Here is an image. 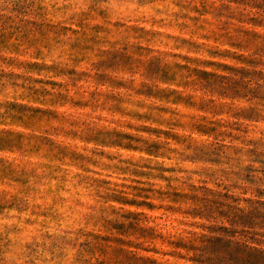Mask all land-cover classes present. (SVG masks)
<instances>
[{
	"label": "clouds",
	"instance_id": "obj_1",
	"mask_svg": "<svg viewBox=\"0 0 264 264\" xmlns=\"http://www.w3.org/2000/svg\"><path fill=\"white\" fill-rule=\"evenodd\" d=\"M202 2L35 0L38 34L0 47V131L43 138L63 157L54 158L44 148L9 154L14 167L35 175L27 186L23 180L0 182V193L29 205L24 212L10 211L18 219L0 220V233L5 225L33 231L37 225L25 222H44L33 212L48 208L67 219L73 216L72 201L87 202L109 218L137 212L154 230L174 232L189 222L207 223L192 215L198 193L233 194L232 181L221 174L227 164L186 158L183 149L193 141L239 143L234 126L247 121L244 112L254 102L225 97L202 80L213 71L227 74L211 65L241 67L237 57L250 53L241 44L249 36L264 38V23L233 20L221 30L224 18L195 10ZM0 5L10 10L5 0ZM152 61L175 73L174 79L150 78ZM146 85L151 91H144ZM156 90L180 95L165 98L153 95ZM89 129L128 133L139 143L106 146L90 139ZM205 169L216 175H205ZM9 239L23 243L15 233ZM19 251L13 247L7 258L17 260Z\"/></svg>",
	"mask_w": 264,
	"mask_h": 264
},
{
	"label": "rangeland",
	"instance_id": "obj_2",
	"mask_svg": "<svg viewBox=\"0 0 264 264\" xmlns=\"http://www.w3.org/2000/svg\"><path fill=\"white\" fill-rule=\"evenodd\" d=\"M5 4L10 10L4 11L0 5V47H7L13 38L20 41L38 34L40 26L35 22V0H5ZM195 10L205 16L212 12L217 20L224 18L226 22L221 30L229 28L233 20L264 23V0H204ZM245 10H248L247 15ZM193 23L199 24V18H193ZM241 46L250 50L248 56L237 57L242 62L241 67L211 65L227 74L213 71L207 74L206 80H202L225 97L246 96L254 102V107L244 112L247 121L234 126L238 134L233 139L239 143L231 146L222 143L201 145L193 141L183 149L186 158L219 161L228 165V170L221 174L232 181L233 194L203 192L198 193L194 201L199 207L192 215L201 217L207 223L189 222L186 229L174 232L160 228L154 230L143 224V217L137 212L118 213L109 218L87 202L80 204L79 201H72L70 210L75 218L69 216L65 219L64 215L48 208L33 212V215L43 216L44 222H25L37 225L33 231L5 225V231L0 233V264H210L192 259L194 246L209 236L223 237L226 241L212 244L213 249L224 251L219 257H229L227 240H236L261 250L252 254V261L248 264H264V38L249 36ZM212 54L234 56L233 53H220L218 50H212ZM160 64L159 61L151 62L150 78L174 79L175 73H166ZM144 91H151V88L146 85ZM152 94L165 98L180 95L160 90ZM44 118L45 114L38 117L40 120ZM3 119L0 117V120ZM86 135L106 146L124 145L125 140L128 143L124 146L130 148L134 147L132 140L139 143L138 137H131L128 133L89 129ZM40 148L54 158L63 157V153H57L43 138L26 136L15 129L0 131V182L5 179L23 180L27 186L30 177L35 175L34 170L28 172L25 168L14 167L9 154ZM204 174L209 177L216 175L208 169L204 170ZM33 190L27 188V191ZM28 208V202L19 196L0 193V220L18 219L10 216V211L24 212ZM160 231H165L163 238L159 235ZM13 233L20 236L23 243L17 241L14 245L9 239ZM13 247L20 249L16 253L17 260L7 258ZM223 264H229V261Z\"/></svg>",
	"mask_w": 264,
	"mask_h": 264
},
{
	"label": "trees",
	"instance_id": "obj_3",
	"mask_svg": "<svg viewBox=\"0 0 264 264\" xmlns=\"http://www.w3.org/2000/svg\"><path fill=\"white\" fill-rule=\"evenodd\" d=\"M214 242H225L223 237H205L201 242L194 246L193 248V258L204 263L210 264H223L229 261V264H248L250 263L251 256L255 251H261L245 245L242 242L236 240H227L228 244V255L229 257H219L218 255L224 253V251H219L213 249L212 244Z\"/></svg>",
	"mask_w": 264,
	"mask_h": 264
}]
</instances>
